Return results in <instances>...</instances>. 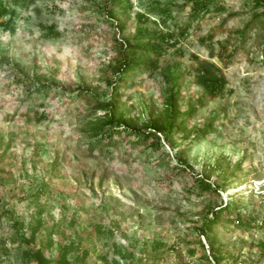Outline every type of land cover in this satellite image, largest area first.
<instances>
[{
    "label": "rangeland",
    "instance_id": "374dc122",
    "mask_svg": "<svg viewBox=\"0 0 264 264\" xmlns=\"http://www.w3.org/2000/svg\"><path fill=\"white\" fill-rule=\"evenodd\" d=\"M1 1L0 264H264V0Z\"/></svg>",
    "mask_w": 264,
    "mask_h": 264
},
{
    "label": "trees",
    "instance_id": "16d2710c",
    "mask_svg": "<svg viewBox=\"0 0 264 264\" xmlns=\"http://www.w3.org/2000/svg\"><path fill=\"white\" fill-rule=\"evenodd\" d=\"M114 2L116 3H119L120 0H113ZM211 1L213 0H195L194 1V5L192 7V12L191 14L193 15H197L201 12V10H204V9H207L209 4L211 3ZM2 1L0 0V12L3 10L1 9V3ZM53 30V29H51ZM146 33V32H145ZM148 33V32H147ZM146 33V34H147ZM128 46L130 49L134 50V51H142L144 53H147L148 51H150V48H148V46L146 44H138V45H133L132 43H128ZM154 51L158 50L156 48H152ZM141 62H144L145 65H147V63L145 61H141L140 59H137L135 57H125L124 58V63H123V67H122V74H127V72H129V74L133 73L136 69H139V67L141 66ZM205 84L207 86V88L209 89V91L212 93V94H216L218 92V90H220V88L223 87V80L220 79V78H206L205 80ZM118 90V88H117ZM172 108L173 110L170 112V115L171 116H174L175 115V104L176 103V99L173 98L172 100ZM110 115L111 117L115 118L118 116L117 114V105L115 106V103H113L111 105V108H110ZM117 114V115H116ZM170 121H172V119H170ZM169 129L173 128V124L169 123V125H167ZM161 126H158V128H160ZM103 128H101V130L103 131ZM119 131V128H117L115 126V124L113 123H110V126H108L107 128L104 129V133L102 132H97L96 133V136H99L100 134H103V136L105 135L108 136L109 138H113V134L115 132H118ZM156 131V130H155ZM155 131H149V132H146L142 135L143 138H148L152 135H156ZM138 136H141V131L137 132L136 133ZM140 138V137H138ZM229 206V203L225 204L224 206L220 205L217 212H220V211H223L224 209H226L227 207ZM218 213H216L214 210L212 211V217L210 219H208V223L209 225H212L215 220L214 218H216V215ZM39 227L40 226H36L34 228H32L31 230V233L29 236H26V235H22L21 236V242L23 243V245H25V248H24V256L26 257H29L30 259H33L34 262L36 264H51V258L45 253L43 252L42 250L40 249H36L34 246H31V237L37 235V231L39 230ZM56 264H75L74 262L71 261V259L69 258V256L67 255V252L66 250H64V248L61 249L57 259H56Z\"/></svg>",
    "mask_w": 264,
    "mask_h": 264
}]
</instances>
